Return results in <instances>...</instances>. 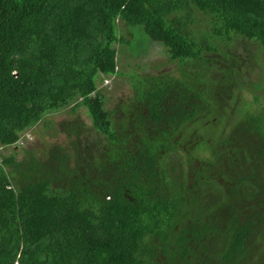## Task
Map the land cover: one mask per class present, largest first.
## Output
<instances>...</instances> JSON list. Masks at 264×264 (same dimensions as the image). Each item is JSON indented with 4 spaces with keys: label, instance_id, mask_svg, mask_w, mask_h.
<instances>
[{
    "label": "trees",
    "instance_id": "16d2710c",
    "mask_svg": "<svg viewBox=\"0 0 264 264\" xmlns=\"http://www.w3.org/2000/svg\"><path fill=\"white\" fill-rule=\"evenodd\" d=\"M134 27L179 73L130 77L115 121L99 86ZM238 38L264 54V0H0V145L71 106L106 140L91 155L74 120L44 160L1 157L0 264H264V104L225 117L205 85ZM194 122L230 132L184 145Z\"/></svg>",
    "mask_w": 264,
    "mask_h": 264
},
{
    "label": "rangeland",
    "instance_id": "374dc122",
    "mask_svg": "<svg viewBox=\"0 0 264 264\" xmlns=\"http://www.w3.org/2000/svg\"><path fill=\"white\" fill-rule=\"evenodd\" d=\"M207 24L206 19L202 22H195L194 25L190 26L189 31L195 35L200 34ZM121 36L128 45H116L118 51L117 71L119 74L109 80L108 85L102 83L99 86L106 97V109L115 111V121L121 119L128 106L133 102L131 98L134 92L130 88V77L139 75L159 78L161 74L177 75L179 73L178 64L174 66L167 65V58L161 45L153 43L144 34L141 27L128 28L122 32ZM233 44L235 45L231 51L227 52L226 58H221L217 54L208 56L214 67L210 69L211 77H216L219 81L216 82V85L214 83L215 87L211 85V80L205 85H210V91L214 93L212 99L216 101L218 110L223 114L226 113V115L224 114L225 117L233 116L239 119V116L247 110L248 105L252 107L256 105L254 96L259 98L261 104H264V54L258 46L242 38L234 40ZM209 101L211 102V100ZM71 107L48 117L46 121H49L50 125L40 122L29 129L31 130L30 138L26 140L24 146L9 149L6 151V155H14L16 161L19 162L26 158L25 150H32L35 151L40 160H44L48 150H51L54 146H68V139L62 129L64 126H71V122L74 120H78L81 124L80 128L83 133L80 135L79 140L82 145L92 149L89 152L91 155H97L99 149L106 145L105 138L92 130L91 122L84 109L79 108L73 113ZM200 124L194 122L189 125L191 134L184 145L194 146L202 140L200 136L215 138L217 133L220 134L223 130L227 133L230 132L229 127L231 124L225 126L221 124L215 128ZM138 137L139 133H134L133 141H136ZM70 139H73V137ZM202 150L203 145L200 144L194 152L195 155H199ZM174 155L179 159V154ZM85 159L87 158H82L81 165L85 163ZM173 159L174 156L169 158V160ZM175 166L177 167L176 174L182 172L183 169L185 170L184 159L182 161L174 160L172 167L175 168ZM215 189L214 186H205L202 193L209 200H213L218 192Z\"/></svg>",
    "mask_w": 264,
    "mask_h": 264
},
{
    "label": "clouds",
    "instance_id": "9594fccd",
    "mask_svg": "<svg viewBox=\"0 0 264 264\" xmlns=\"http://www.w3.org/2000/svg\"><path fill=\"white\" fill-rule=\"evenodd\" d=\"M194 25V24H193ZM192 26V25H191ZM190 32V31H189ZM193 34V33H192ZM194 36H195V34H193ZM154 43V42H153ZM158 44V43H157ZM160 45V44H159ZM161 47H162V49L164 50V55H165V57L167 58V56H166V53H167V51L165 50V48L161 45ZM167 61H168V59H167ZM104 81V85H108V82H109V80L108 79H104L103 80ZM27 132H31V130H27L26 132H24L22 135H20V137H19V139L24 135V134H26ZM19 139L14 143V144H12V145H6V146H3V145H0V148H1V150H0V166L2 165V161H1V157L2 156H7L6 155V151L7 150H9V149H13L14 147L15 148H22V147H17L16 146V143L19 141ZM26 143V142H25Z\"/></svg>",
    "mask_w": 264,
    "mask_h": 264
},
{
    "label": "built area",
    "instance_id": "2783aa9c",
    "mask_svg": "<svg viewBox=\"0 0 264 264\" xmlns=\"http://www.w3.org/2000/svg\"><path fill=\"white\" fill-rule=\"evenodd\" d=\"M29 138H30V133L27 132L26 134H24V135L19 139V141L16 143V146H17V147H23V146H24L23 144H25L26 140L29 139ZM0 150H1V148H0Z\"/></svg>",
    "mask_w": 264,
    "mask_h": 264
}]
</instances>
